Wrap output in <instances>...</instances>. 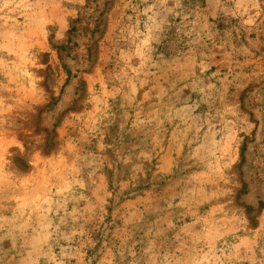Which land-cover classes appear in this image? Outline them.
<instances>
[{
  "label": "rangeland",
  "instance_id": "374dc122",
  "mask_svg": "<svg viewBox=\"0 0 264 264\" xmlns=\"http://www.w3.org/2000/svg\"><path fill=\"white\" fill-rule=\"evenodd\" d=\"M0 264H264V0H0Z\"/></svg>",
  "mask_w": 264,
  "mask_h": 264
}]
</instances>
